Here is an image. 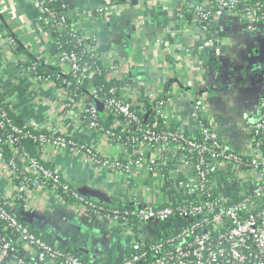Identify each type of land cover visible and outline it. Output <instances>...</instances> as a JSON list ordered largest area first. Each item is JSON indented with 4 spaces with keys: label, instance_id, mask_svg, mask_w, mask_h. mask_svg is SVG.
Instances as JSON below:
<instances>
[{
    "label": "built area",
    "instance_id": "built-area-1",
    "mask_svg": "<svg viewBox=\"0 0 264 264\" xmlns=\"http://www.w3.org/2000/svg\"><path fill=\"white\" fill-rule=\"evenodd\" d=\"M52 1L34 0L37 21L41 28L52 34L61 72L73 73L79 91L70 88L71 81L67 82L68 86L63 88L64 96L59 98L62 100L59 111L32 123L22 119L32 128L25 132L26 126H19L9 115L2 97L5 94L0 89V264H264V99L258 105L256 118L247 124L248 148L232 147L206 119H200L198 136L173 128L169 121L172 98L167 95L168 98L156 101L159 93L146 87L141 89L144 100L152 103L151 112L157 117L153 127L137 115L136 99L125 96L130 98L127 101L117 97L116 87L108 90L110 95L103 93V88L94 83L95 71L90 65L83 64V57L75 50L62 49L59 36L54 33L56 29L67 27L69 13L58 12L51 5ZM211 1L219 4L215 12L208 6L210 0H204L200 6L186 4L178 18L184 20L183 11H188L202 29L212 30V36L204 40L202 48L212 47L217 54L221 52L217 46L219 36L210 27L215 18L226 11H235L242 16L248 14L253 19H264V1L255 6L250 5V0ZM104 2L98 9L86 12L87 15L96 11L109 13L116 7L112 0ZM204 20L209 22L202 24ZM72 30L84 53L96 55L102 61L107 79H121L125 67L101 48L99 37L94 32L80 30L77 25ZM175 34L170 29V36ZM87 40L94 41V46L85 48ZM18 44L13 37L1 41L7 52H12ZM30 54L25 61L31 60ZM31 65L22 69L38 84H55L52 75L43 76L37 71L36 62ZM124 90L125 85L122 92ZM88 95L92 101H87ZM144 100L137 103L147 112ZM194 101V115L200 118L206 110V99L196 95ZM11 109L15 112L12 104ZM100 111H105L106 116L111 113L121 115L124 121L114 119L106 127L101 123ZM59 116L77 120L83 129L95 135L97 141L126 145L127 152L116 156L102 154L92 144L80 140L74 129L67 130L65 119ZM159 120L166 129L158 128ZM120 128L122 130L118 131ZM26 135L56 151L73 149L97 169L133 179L140 176L141 169L157 177L166 169L173 173L182 171L184 178H177L176 182L183 197L147 202L143 194L136 192L129 203L106 208L87 200L64 173L49 169L39 158L24 151L19 144L21 137ZM4 145L13 149L12 157L6 156ZM223 169L240 183L239 192L233 196L224 195L218 188L216 176ZM60 185L65 191L70 190L78 202L87 204L91 215H98L109 223H120L134 232L143 223H171V231L156 240H135L125 255L110 262L89 257L77 242L67 241L59 248L48 241L24 213L37 208L43 190L67 206L73 204L59 196ZM67 248L76 252L67 251Z\"/></svg>",
    "mask_w": 264,
    "mask_h": 264
},
{
    "label": "crops",
    "instance_id": "crops-1",
    "mask_svg": "<svg viewBox=\"0 0 264 264\" xmlns=\"http://www.w3.org/2000/svg\"><path fill=\"white\" fill-rule=\"evenodd\" d=\"M66 1L77 16L78 28L94 32L101 40V48L125 67L122 79L128 97L141 102V89L149 87V91L162 93L165 83L173 80L167 94L173 100L169 121L175 128L198 136L200 119H206L232 147L248 148L247 124L256 118L258 105L264 99V19L235 11L215 18L213 27L220 32L217 46L221 49L217 54L212 47L202 48L212 30L202 29L193 18H178L186 4L200 6L204 0H132L117 5L112 12L96 11L92 15L86 12L98 9L104 0ZM37 15L34 0H0V89L27 123L55 114L64 96L63 89L51 83L38 84L20 66L30 53L31 59L44 64L57 63L53 36L41 28ZM170 29L176 32L174 37ZM9 37L19 43L12 52L1 45ZM196 95L206 99V110L200 118L194 115ZM59 117L65 119L67 130L74 129L80 140L102 154L127 152L121 145L97 141L91 131L70 116ZM47 149L44 159L92 201L129 203L136 192L143 194L147 202L183 197L176 182L184 178L182 171L166 169L157 177L141 169L140 176L133 179L97 169L73 149ZM216 180L224 195L239 192V181L225 169L219 171ZM40 197L37 208L23 212L48 241L62 247L67 241L77 242L86 255L105 262L125 255L135 240H156L171 231V223L148 222L134 232L120 223L95 218L85 203L67 206L46 190L40 192Z\"/></svg>",
    "mask_w": 264,
    "mask_h": 264
},
{
    "label": "trees",
    "instance_id": "trees-1",
    "mask_svg": "<svg viewBox=\"0 0 264 264\" xmlns=\"http://www.w3.org/2000/svg\"><path fill=\"white\" fill-rule=\"evenodd\" d=\"M113 3L115 4V6L117 5H121L125 2H131L132 0H112ZM263 0H250V5L251 6H255L257 3H260ZM210 4L208 5L209 8L215 12L218 8H219V4L216 1H211L210 0ZM53 7L56 8V10L60 13H64V12H68L69 17H68V22H67V27L64 29H56L55 33L56 35H58L59 39H60V44L63 47L62 49L65 50H75L78 54H80L83 59L82 62L83 64H88L92 67V69L95 71V85L97 87H102L103 88V93L108 94V90L111 87H116L117 88V93L115 94L117 97L122 98L124 100L130 101V98H127L125 96H127V93L122 92L123 90V86H124V82H123V77H121V79H107L108 78V73L106 72V69L103 67L102 65V61L98 60L96 55L92 56L88 53H84V48L83 46L80 44V42L72 35L73 34V28L77 25V16L72 14V12L70 11V7L69 4L66 0H53L52 4ZM184 12V19H192L193 18V14L188 12V11H183ZM213 18V17H212ZM211 18V19H212ZM209 22V20H204V22H202V24H205ZM214 22V20L212 21V23ZM210 27L215 31V35H220V32H218L217 29H215L213 27V25H210ZM85 48L86 47H92L94 46V41H90L87 40L85 41ZM95 53L97 54L98 51H95ZM33 62H36V69L37 71L42 74L43 76H47V75H52V77L54 78V83L56 84V88L57 89H63L66 86H68L69 81L72 82V84L70 85V88L74 89L75 91H79V89H77V85H76V81L73 78V73L70 72L68 74H64L61 72L60 68L58 65L56 64H44L41 61H37L36 59H31L30 61H21L20 62V66L21 68L27 69L28 67L32 66L31 64ZM173 82V80H169L168 82L165 83V88H163V92L157 94V100L160 99H166L168 98V90L169 88H171V83ZM174 83V82H173ZM147 89V88H145ZM85 92V91H84ZM123 93V95H122ZM3 101H4V106L7 109L9 115L11 116V118L21 127H25L26 123L21 119L20 116H18L15 112L12 111L11 109V101L6 97V95H3ZM89 97V95L87 96ZM92 101V98H87V101ZM132 101V100H131ZM135 100H133L134 102ZM144 105H146L145 108L147 112L143 111L142 108L139 106L141 104H138L137 101L135 103V107L134 109L136 110L137 115H139L144 121L145 123L151 124L152 126L154 125V121L157 118L153 112H151V108H152V103H148L146 102V100L143 101ZM105 111H100V117H101V123L103 125H105L106 127H109L111 125V123L113 122L114 119H118L120 121H124L123 117L121 115H115V114H110L109 116H106ZM159 125L158 128L161 129H166L165 125L162 123V120H159ZM208 125H211V123L207 122ZM129 127L135 128L134 125H128ZM154 127V126H153ZM173 128H175L174 126H172ZM171 127V128H172ZM156 129H158L157 127H155ZM32 128L29 126H26V128L24 129L25 132L31 130ZM122 128L118 129V131H121ZM21 148L26 151L27 153H29L32 157H36L39 158L43 164L48 167L49 169L54 170L53 167H51V165L44 159V157L47 155L46 149L47 146L44 145L43 142H38L33 140L30 136L26 135L21 137V141L20 144ZM124 149H126V145H122ZM4 150H5V154L7 157H12L13 155V149L12 148H8L7 145H4ZM48 150V149H47ZM73 184V183H72ZM82 193V192H81ZM83 194V193H82ZM84 195V194H83ZM59 196H61L63 198V200L65 202H78L79 200H77L74 196V194L70 191L67 190L65 191L62 186H59ZM85 196V195H84ZM87 200H91L87 197H85ZM92 201V200H91ZM95 202V201H94ZM99 205H104L106 208H111V207H120L123 206V203L121 202H117V203H113L112 204H104V203H99V202H95ZM98 215L95 216V218H97ZM59 248H63L62 246H58ZM67 251H71V252H76L74 249L72 248H67Z\"/></svg>",
    "mask_w": 264,
    "mask_h": 264
}]
</instances>
